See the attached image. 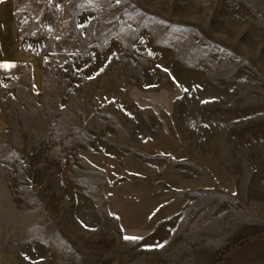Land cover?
<instances>
[{"label": "rangeland", "instance_id": "374dc122", "mask_svg": "<svg viewBox=\"0 0 264 264\" xmlns=\"http://www.w3.org/2000/svg\"><path fill=\"white\" fill-rule=\"evenodd\" d=\"M16 18L40 79H5L2 253L264 264V0H17Z\"/></svg>", "mask_w": 264, "mask_h": 264}, {"label": "crops", "instance_id": "0c3cea01", "mask_svg": "<svg viewBox=\"0 0 264 264\" xmlns=\"http://www.w3.org/2000/svg\"><path fill=\"white\" fill-rule=\"evenodd\" d=\"M17 0H0V134L7 131L8 123L3 113V95L5 79L12 78L14 72L29 65L31 87L39 85V60L24 50L21 29L16 18ZM10 65L4 67L3 65ZM10 72V74H9ZM1 230V201H0ZM0 264H18L13 257L2 253L0 248Z\"/></svg>", "mask_w": 264, "mask_h": 264}, {"label": "snow or ice", "instance_id": "6c2138e0", "mask_svg": "<svg viewBox=\"0 0 264 264\" xmlns=\"http://www.w3.org/2000/svg\"><path fill=\"white\" fill-rule=\"evenodd\" d=\"M4 67H10V65H3ZM126 239H138V237H125Z\"/></svg>", "mask_w": 264, "mask_h": 264}]
</instances>
